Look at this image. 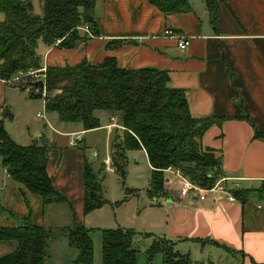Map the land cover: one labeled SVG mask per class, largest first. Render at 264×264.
<instances>
[{
  "label": "crops",
  "instance_id": "0c3cea01",
  "mask_svg": "<svg viewBox=\"0 0 264 264\" xmlns=\"http://www.w3.org/2000/svg\"><path fill=\"white\" fill-rule=\"evenodd\" d=\"M217 2L218 15L212 22L207 0H189L191 12L176 15H166L146 0H97L94 16L99 36L75 49L48 47L39 42L37 53L42 68L83 61L96 65L114 58L120 68L166 72L169 87L186 93L193 118L221 120L204 134L202 144L222 158L228 191L255 193L245 203L236 198L231 202L220 194L204 202L181 198L173 190L177 178L166 172L167 180H171L167 198L155 200L146 193V205L141 209L135 204L141 199L139 189L123 187V200L108 201L101 209L85 215V158L89 160L93 155L90 148L99 138L109 146V154L104 161L93 155V167L104 164L113 172V140L116 135L122 136L124 128L118 120L105 118L106 125L86 131L80 123L60 122L56 113L46 111V102H42L46 114H37L36 119L31 112L36 99L0 79V117L4 116L8 134L21 146L49 147L47 172L57 191L67 198L62 204L44 205L41 197L9 177L0 158V228L21 227L28 221L50 230L49 261L57 241L52 230H59L65 237L75 224L93 231L129 230L133 227L122 220L127 213L124 204L134 201L129 221L140 222L141 232H145L142 237L152 239V244L158 239L167 240L194 263L264 264V204L249 202L255 194L264 201V195L256 193L264 192V0ZM4 21L5 16L0 23ZM169 30L188 38L189 47L181 51L179 39L166 35ZM81 32L84 33L82 29ZM19 116H23V124L17 121ZM75 136L81 141L72 147L69 142ZM150 171L152 175L151 166ZM125 189L132 194L127 196ZM138 235L141 234L136 233L135 240ZM17 248L15 241H0V258Z\"/></svg>",
  "mask_w": 264,
  "mask_h": 264
},
{
  "label": "trees",
  "instance_id": "16d2710c",
  "mask_svg": "<svg viewBox=\"0 0 264 264\" xmlns=\"http://www.w3.org/2000/svg\"><path fill=\"white\" fill-rule=\"evenodd\" d=\"M41 1L43 13L39 16L34 14L33 0H0V12L5 16V21L0 23V79L6 81L20 71L41 69L39 42L54 47L62 40L60 48L75 49L99 36L94 16L97 0ZM146 1L166 15L188 14L192 10L189 0ZM207 6L214 22L218 2L207 0ZM84 26L90 27L91 36L81 32ZM169 81L166 72L153 68H120L114 58H106L96 65L83 61L72 66L48 67L46 96L44 88L37 83L17 88L27 92L31 99H44L46 111L56 113L60 122L80 123L86 131L106 125L105 118L118 120L124 131L113 140V170L124 184L128 153L145 151L152 168L147 194L156 200L169 196L165 188L169 169L179 170L205 189H212L226 178L222 158L202 144L204 134L221 120L193 118L186 93L170 88ZM0 158L11 179L41 197L44 205L67 202L47 172L49 147L18 145L5 128L4 116L0 117ZM105 170L104 166L103 170L96 171L85 158V215L109 204L103 195ZM125 190L127 196L132 194ZM252 193L255 191H230L244 203ZM256 193L264 195L260 190ZM101 231L102 264H138L134 231L122 228ZM92 233L93 230L79 224L67 232L70 246L79 252L77 264H94ZM50 236V230L28 221L21 227L0 228V241L18 244L14 253L0 258V264H47ZM158 253L162 254L164 264H203L194 263L189 255L177 252L164 239L152 244L148 250L150 260Z\"/></svg>",
  "mask_w": 264,
  "mask_h": 264
},
{
  "label": "rangeland",
  "instance_id": "374dc122",
  "mask_svg": "<svg viewBox=\"0 0 264 264\" xmlns=\"http://www.w3.org/2000/svg\"><path fill=\"white\" fill-rule=\"evenodd\" d=\"M41 3V5H40ZM34 14L35 15H42V1L35 0V6H34ZM0 21L4 19V15L2 12H0ZM31 90V89H30ZM29 90V92H30ZM27 93V92H25ZM42 102H45L44 99H36V103L34 107H31L32 114H35L37 119V114H46V111L42 109ZM23 116H19L17 118V121L20 122V124H23ZM34 121L31 122V125ZM17 125L19 123H16ZM112 143V142H111ZM92 142H90L89 146L91 147ZM94 147L91 149V154L93 155H99V160L104 161L109 154V146H106V144H103L99 138L93 142ZM93 155H89V160L91 163H96L94 161ZM137 161V164H136ZM104 164L99 165L98 168H94L96 171H101L104 168ZM105 178L103 180V187H104V198L109 202H117L120 201V199H124L126 195L124 194V188H135L139 189L140 192V200L135 202V204H138L141 209L146 205V198H147V188L149 184V180L151 177V171H150V165L148 163V160L146 158V155L143 151H133L129 152V165H128V174L127 178L124 182V185L122 184L121 180L117 177L115 172L108 170H105ZM176 185V192L179 195L178 192V183ZM167 193H170L169 185L165 186ZM256 195V194H255ZM252 196L250 198L249 202H256L257 204H264V201H261L257 198V196ZM259 196V195H258ZM121 200V201H122ZM126 207L127 213L124 214V223L129 225L130 227H133L129 230H132L136 232L138 235L136 240L134 241V246L137 250V262L138 264H164L163 262V256L162 254H156L152 260H150L148 256V250L152 246V239H148L144 236L145 232H141V223L135 222L131 223L129 220L131 219V215L134 212V201L129 204H124ZM123 214V213H121ZM59 215H64V213H60ZM133 225V226H131ZM52 235L57 239L55 245H53V256L52 258L47 261V264H77L76 260L78 258L79 252L76 248H71L70 246L66 245L65 242H67V237L60 234L59 230H52ZM92 239H93V247H94V264H102L103 255H102V245H103V236L102 231L99 229H96L92 233ZM65 244V245H64ZM167 247H170L169 245ZM76 250L77 257L75 259L74 257V251ZM218 264V263H217Z\"/></svg>",
  "mask_w": 264,
  "mask_h": 264
},
{
  "label": "built area",
  "instance_id": "2783aa9c",
  "mask_svg": "<svg viewBox=\"0 0 264 264\" xmlns=\"http://www.w3.org/2000/svg\"><path fill=\"white\" fill-rule=\"evenodd\" d=\"M82 30L84 31L85 34H88L89 36H91V30L89 26H84ZM166 35L176 36L179 39L178 48L181 51L186 50L190 45V40L188 38H185L182 36L179 37L178 35H176L174 32L170 30L166 32ZM61 43H62V40H58L55 43V46H59ZM46 78H47V68H41L39 70H29L26 72L20 71L11 79L6 80V82L10 85H14L15 87H18L20 85H26L27 83L43 82L44 96H46L47 95L46 90H45ZM38 118H42V116L38 115ZM80 141H81V137L75 136V138L72 139L69 143H70V146L76 147ZM167 172H172L173 175L177 178L178 192L181 198H193L201 202H204L211 195L215 196V195L220 194V195L226 196L227 199L231 202L235 201V197L230 194V192L224 185L227 182L226 178L221 179L212 189H205L191 182L179 170L169 169ZM170 182L171 180L168 179L167 184L169 185Z\"/></svg>",
  "mask_w": 264,
  "mask_h": 264
},
{
  "label": "water",
  "instance_id": "95a60500",
  "mask_svg": "<svg viewBox=\"0 0 264 264\" xmlns=\"http://www.w3.org/2000/svg\"><path fill=\"white\" fill-rule=\"evenodd\" d=\"M37 84L42 86V87L44 86L43 82H38Z\"/></svg>",
  "mask_w": 264,
  "mask_h": 264
}]
</instances>
